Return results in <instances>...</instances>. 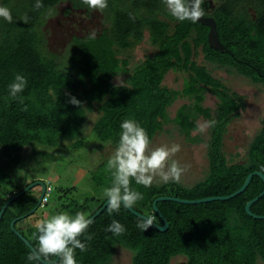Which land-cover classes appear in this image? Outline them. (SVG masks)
<instances>
[{
    "label": "trees",
    "instance_id": "16d2710c",
    "mask_svg": "<svg viewBox=\"0 0 264 264\" xmlns=\"http://www.w3.org/2000/svg\"><path fill=\"white\" fill-rule=\"evenodd\" d=\"M59 1L40 0L43 7L36 9L37 0H21L15 6H10L9 0H0V7L10 9L12 14L11 23L0 18V148L19 151L32 143L59 148L66 140L80 146L88 115L94 110H99V116L91 130L100 142L115 144L126 118L139 122L151 141L168 123L189 136L196 129L198 117L215 121L207 141L208 169L201 179L189 186L153 182L149 187L132 180L131 187L144 195L132 209L146 217L154 216L157 225L163 221L153 207L155 199L227 196L253 173L247 187L229 199L157 201L156 207L168 223L166 231L155 225L144 231L137 226L142 217L123 205L118 212L110 213L107 205L87 230L86 234L93 237L86 242L87 251L76 250L77 264H110L117 246L131 252L132 264H171L174 257L185 259L177 264L264 263V218L253 217L245 208L264 189L263 179L255 174L264 175V115L245 155L228 159L224 136L245 101L243 95L213 74V68H223L264 89V0H204L205 16L214 18L223 50L210 47L207 26L175 20L162 0H107L108 7L102 12L108 23L95 38L89 39L90 33L73 35L65 49L57 53L48 49L42 26ZM69 1L68 10L91 9L84 0ZM249 7L254 10L253 18ZM146 31L157 50L131 67L129 54L144 40ZM200 53L202 62L196 59ZM169 70L184 73L181 90L163 85ZM17 74L25 76L28 83L22 93L12 97L9 84ZM122 75L126 76L124 87L114 81ZM207 92L218 99L214 109L203 104ZM71 97L80 101L79 107L69 103ZM179 97L192 102L182 104L170 117L167 108ZM109 159L100 164L95 177L108 181L111 187L114 170L108 167ZM5 180L13 182L0 166V209L26 186L17 192L7 190ZM29 191L11 201L2 214L0 264H37L28 260L32 248L38 247L36 228L26 233L16 225L48 201L31 212L38 200ZM106 200L95 208L90 207L89 198L82 203L73 200L66 208L71 215L83 211L91 217ZM250 211L264 216V195L250 206ZM16 218L12 229L11 221ZM112 220L124 225V234L105 230ZM80 239L85 242L84 236ZM55 258L48 257L47 264H57L51 263Z\"/></svg>",
    "mask_w": 264,
    "mask_h": 264
},
{
    "label": "rangeland",
    "instance_id": "374dc122",
    "mask_svg": "<svg viewBox=\"0 0 264 264\" xmlns=\"http://www.w3.org/2000/svg\"><path fill=\"white\" fill-rule=\"evenodd\" d=\"M21 0H9L10 6H15ZM218 2L219 0H213ZM69 0H61L54 5L53 12L47 17L42 29L46 36L47 46L50 51L61 52L67 46L73 35H84L93 30L98 33L107 25L102 11L86 8H72ZM49 10V9H48ZM251 18L254 10L249 7ZM156 47L148 40V32H145L144 40L136 45L130 52V66L133 67L141 60L151 56ZM198 62L203 61L202 54L196 56ZM213 74L220 78L231 90L244 96L245 107L238 117L233 119L227 126L224 136V152L228 159L237 160L242 158L247 150L249 141L260 128V120L264 115V89L250 83L243 76L228 73L223 68H213ZM125 81L126 76H118L115 83ZM185 75L181 71L169 70L163 79V85L181 90L184 86ZM217 97L210 92L206 93L204 106L214 109ZM192 101L179 97L168 106V114L174 117L177 109L184 103ZM99 116V110H94L88 115L86 127L83 131L82 144H75L73 140L62 142L59 148H50L42 144H29L21 150L0 148V166L4 167L13 182L7 184V190L17 192L21 187L34 182L51 184L53 191L49 194L48 202L39 206L38 209L27 218L19 221L17 227L26 233L36 228V223L55 212H66L71 215L68 203L77 200L82 203L89 198L91 208L97 207L107 197L105 189L108 181L96 179L97 170L101 163L112 156L117 144L112 141L100 142L93 131L92 125ZM203 117H198L196 122H206ZM209 129L204 133L192 130L189 136L182 134L173 123L164 125V129L153 138L152 146L161 144L178 143L181 150L173 159L181 165H187V171L183 174L180 182L186 186L201 179L208 169L207 141ZM55 155V156H54ZM54 156V157H53ZM95 177V179H94ZM8 181V179H7ZM155 183H160L158 180ZM18 189V190H17ZM17 190V191H16ZM29 194L38 200L41 195V187H32ZM183 257H174L171 264L184 262ZM110 264H132L131 252L121 246H117ZM257 264H264L258 261Z\"/></svg>",
    "mask_w": 264,
    "mask_h": 264
},
{
    "label": "clouds",
    "instance_id": "9594fccd",
    "mask_svg": "<svg viewBox=\"0 0 264 264\" xmlns=\"http://www.w3.org/2000/svg\"><path fill=\"white\" fill-rule=\"evenodd\" d=\"M84 2L97 11H103L108 7L107 0H84ZM162 2L169 14L179 22L195 23L206 14L202 7L204 0H162ZM34 7L39 9L43 7V4L37 0ZM0 18L11 23V10L0 7ZM95 36L96 32L93 30L88 38L94 39ZM27 83L25 76L15 75L13 82L9 84V94L16 97L24 91ZM118 83L121 87L126 84L119 78ZM69 103L80 106V101L75 97H71ZM214 124L215 121L197 122L195 131L204 133ZM120 129L118 143L108 161L109 169L114 170L112 186L105 189L110 213L118 212L122 205L130 209L138 201L144 199L141 192L131 187L132 180L144 187L151 186L157 180L163 183H179L188 168L187 165H181L179 161L173 159L181 150L180 144H161L153 147L145 128L131 118L124 119L120 124ZM261 171L264 172V168ZM45 185L49 184L44 183ZM92 223L93 220L83 211H77L74 215L55 212L39 220L36 223L37 231L34 234L38 247L31 250L28 260L35 261L37 264L42 261L46 264L48 257H56L58 258L57 264H77L76 250L87 251L86 242L93 238L91 234H86ZM154 225L156 226L155 217L148 216L142 218L137 226L146 231ZM105 230L114 235H122L126 231L124 225L117 220H112ZM81 236H84L85 242L81 241Z\"/></svg>",
    "mask_w": 264,
    "mask_h": 264
},
{
    "label": "water",
    "instance_id": "95a60500",
    "mask_svg": "<svg viewBox=\"0 0 264 264\" xmlns=\"http://www.w3.org/2000/svg\"><path fill=\"white\" fill-rule=\"evenodd\" d=\"M197 22H200L201 24H203V25H205V26H207L209 28V32H208V42H209L210 47H212L214 49H218V50H223L225 47L222 44V42L220 41V39H219L217 30H216V23H215L214 18L211 17V16H204L201 19H199ZM255 174L259 175L263 179V181H264V175L261 172H255ZM252 175H253V173H250L246 177L243 185L237 191H235L234 193H232L230 195H227V196H211V197H206V198H202V199H195V200H188V199H180V198H176V197L162 196V197H159V198L155 199V201L153 202V207H154L155 211L160 215V217H161V219L163 221V224L162 225H157L156 224V227L160 231H166L167 228H168V223H167L166 219L160 214V211L156 207L157 201L169 199V200H174V201L183 202V203H200V202H207V201H212V200L229 199V198H231V197H233V196L241 193L247 187V185L249 184V182L251 180ZM36 185H40L41 186V195H40V197H39V199H38L35 207L32 209L31 212L35 211L37 209V207L39 206V204L41 202V199H42V196H43L44 191H45V186H44V183L43 182H34L32 184H29L28 186H26L25 188H23L22 190H20L19 192H17L15 195H13L10 198H8L6 200V202L3 204L2 208L0 209V220H1V217H2V214H3L4 210L6 209V207L9 205V203L11 201H13L17 197L21 196L24 192L30 190L32 187H34ZM262 195H264V189H263V191L258 196L254 197L253 199H251L250 201H248L246 203V206H245L246 211L250 215H252L253 217H256V218H258V217L259 218H264V216H258L256 214H253L250 211V206L254 202H256ZM107 205H108V199L104 202V204L102 205V207L97 212H95L90 218L91 219L95 218ZM129 210L132 211L134 214L142 217V218H147L145 215H142V214L136 212L132 208H130ZM17 220H18V218L13 219L11 221V224L10 225H11V228L12 229H14V223ZM15 232L30 246L29 242L18 231H15ZM57 259L58 258H55L51 263H55L57 261ZM47 263H49V262H46V264Z\"/></svg>",
    "mask_w": 264,
    "mask_h": 264
},
{
    "label": "built area",
    "instance_id": "2783aa9c",
    "mask_svg": "<svg viewBox=\"0 0 264 264\" xmlns=\"http://www.w3.org/2000/svg\"><path fill=\"white\" fill-rule=\"evenodd\" d=\"M53 188L52 186L49 184V185H45V193H44V196L42 198V205L45 204L47 201H48V195L50 194V192H52Z\"/></svg>",
    "mask_w": 264,
    "mask_h": 264
}]
</instances>
